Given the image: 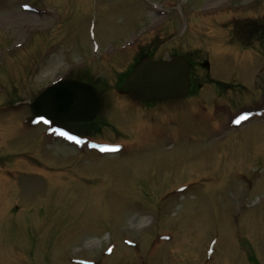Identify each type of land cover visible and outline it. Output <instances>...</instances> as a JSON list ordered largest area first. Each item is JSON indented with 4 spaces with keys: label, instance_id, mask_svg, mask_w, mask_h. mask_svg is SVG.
I'll use <instances>...</instances> for the list:
<instances>
[{
    "label": "rangeland",
    "instance_id": "374dc122",
    "mask_svg": "<svg viewBox=\"0 0 264 264\" xmlns=\"http://www.w3.org/2000/svg\"><path fill=\"white\" fill-rule=\"evenodd\" d=\"M147 46L201 54L232 110H139L117 79ZM263 64L264 0H0V264H264ZM79 75L93 144L26 106Z\"/></svg>",
    "mask_w": 264,
    "mask_h": 264
},
{
    "label": "water",
    "instance_id": "95a60500",
    "mask_svg": "<svg viewBox=\"0 0 264 264\" xmlns=\"http://www.w3.org/2000/svg\"><path fill=\"white\" fill-rule=\"evenodd\" d=\"M189 62L180 55L152 59L142 57L124 79L123 88L134 100L161 101L182 97L190 84ZM103 95L92 84L75 80H56L28 107L31 114L61 122L90 121L101 111Z\"/></svg>",
    "mask_w": 264,
    "mask_h": 264
},
{
    "label": "flooded vegetation",
    "instance_id": "af4514ba",
    "mask_svg": "<svg viewBox=\"0 0 264 264\" xmlns=\"http://www.w3.org/2000/svg\"><path fill=\"white\" fill-rule=\"evenodd\" d=\"M135 52L136 53H135V58L133 59V64L137 60H139L142 56H145V55L160 57V55L155 53L156 52L155 49L153 51L152 48L148 46L139 47L136 49ZM172 54H181L182 56L187 58L188 61L190 62V87L188 89L187 94L184 97L173 99V100L159 101V102H149V103L138 102V101H134L129 98L128 94L121 88V84H119V87H118L119 94L126 95L127 98L133 101L134 106L136 105L139 110L140 109H142L143 111H145V109L146 111L151 110L150 113L162 114L163 117H167L169 119H172L171 116H173L174 114L176 115L183 114L186 112V110L194 106H197L198 109H200L201 107L204 108L206 106L211 107L212 109L216 107L217 103H221L222 107L225 106L227 109L232 110V108L234 107V103L232 102L233 100L231 99L232 97L231 95H229L231 98L227 96L228 92L231 93L232 86L230 87L231 84L229 82L224 83L222 81H219L216 78H214L213 75L210 74V72L212 71V66L209 61H207L205 58H202L201 54L193 53L195 56H199L200 58V59L195 60L192 57L193 56L192 53L180 52V51L165 52L161 56L168 57ZM263 69H264V66H262L261 70ZM85 75L84 76L79 75V76H76V78L91 81L104 94L103 88H101V84L100 83L98 84L97 82L91 80L89 77H86ZM121 78L120 80L123 79ZM202 82H205V85L212 83L211 85L213 86L214 90H212L211 95L207 96L205 94V96H203L205 92L202 93L201 91L202 88L204 87V84H202ZM236 93L238 95L241 92L240 90H237ZM223 94H226V96H224ZM104 100H105V107H106L108 103H107V98L105 94H104ZM117 109H118V111H116L117 117L119 116V118L122 119L120 115V110L118 107ZM103 111L104 110H102L100 114L94 120L89 121V122H65L63 123V122L53 121V122H50L49 125H53L56 128H60L63 130L65 129L69 131L71 135L75 137L78 136L82 139H89L90 137L93 139H103L101 135L99 136V134H101V130L104 127L110 126L109 121H107L106 118L105 119L102 118ZM133 114L135 115L138 113H133Z\"/></svg>",
    "mask_w": 264,
    "mask_h": 264
},
{
    "label": "bare ground",
    "instance_id": "6f19581e",
    "mask_svg": "<svg viewBox=\"0 0 264 264\" xmlns=\"http://www.w3.org/2000/svg\"><path fill=\"white\" fill-rule=\"evenodd\" d=\"M18 14L20 15V16H30V14H28V13H25V12H18Z\"/></svg>",
    "mask_w": 264,
    "mask_h": 264
},
{
    "label": "snow or ice",
    "instance_id": "6c2138e0",
    "mask_svg": "<svg viewBox=\"0 0 264 264\" xmlns=\"http://www.w3.org/2000/svg\"><path fill=\"white\" fill-rule=\"evenodd\" d=\"M237 123H239V121H237Z\"/></svg>",
    "mask_w": 264,
    "mask_h": 264
}]
</instances>
